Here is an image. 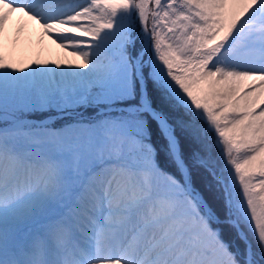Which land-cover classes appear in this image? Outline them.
<instances>
[{"label":"snow or ice","instance_id":"snow-or-ice-1","mask_svg":"<svg viewBox=\"0 0 264 264\" xmlns=\"http://www.w3.org/2000/svg\"><path fill=\"white\" fill-rule=\"evenodd\" d=\"M0 264H264V0H0Z\"/></svg>","mask_w":264,"mask_h":264},{"label":"bare ground","instance_id":"bare-ground-1","mask_svg":"<svg viewBox=\"0 0 264 264\" xmlns=\"http://www.w3.org/2000/svg\"><path fill=\"white\" fill-rule=\"evenodd\" d=\"M24 24H26V28L23 36L20 37V43L17 45V59L28 61L39 57L41 60L45 61L55 60L62 63L73 61L71 56H68L64 51L58 49L47 39L44 40L42 45L38 44L37 27L34 24L26 22V18L20 20L19 14H14L6 27L4 44L8 50L12 48V42L15 39V30ZM41 49H43V51H41Z\"/></svg>","mask_w":264,"mask_h":264},{"label":"trees","instance_id":"trees-1","mask_svg":"<svg viewBox=\"0 0 264 264\" xmlns=\"http://www.w3.org/2000/svg\"><path fill=\"white\" fill-rule=\"evenodd\" d=\"M166 167L168 168L170 166H166ZM170 170H171V168H170ZM196 184H197V187L198 188H200L201 190H205L206 185H205L204 181L201 178H199V177L197 178ZM205 195L208 196L210 202H212L213 204L216 203V200L212 198V196H211L210 193H208L207 191H205ZM226 239H227V237H226Z\"/></svg>","mask_w":264,"mask_h":264}]
</instances>
